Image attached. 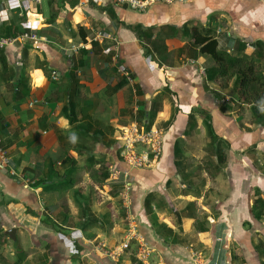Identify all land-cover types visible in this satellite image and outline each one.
Masks as SVG:
<instances>
[{
    "label": "crops",
    "instance_id": "1",
    "mask_svg": "<svg viewBox=\"0 0 264 264\" xmlns=\"http://www.w3.org/2000/svg\"><path fill=\"white\" fill-rule=\"evenodd\" d=\"M200 33L264 69V0L157 2L145 10L117 0L0 7V38L13 39L0 49V146L10 159L0 167V233L13 239V256L17 241L26 261L38 258L35 248L50 264H117L127 251L114 260L96 245L126 241L130 211L147 249L135 254L143 264H264V216L251 211L257 190L264 198V117L232 95L234 78L229 87L210 79L217 64L196 42ZM133 123L162 130L155 166L126 163L120 139ZM131 255L126 264H136Z\"/></svg>",
    "mask_w": 264,
    "mask_h": 264
},
{
    "label": "built area",
    "instance_id": "2",
    "mask_svg": "<svg viewBox=\"0 0 264 264\" xmlns=\"http://www.w3.org/2000/svg\"><path fill=\"white\" fill-rule=\"evenodd\" d=\"M7 0H0V7H5ZM31 6L38 5L44 0H26ZM118 3L127 4L130 8L136 10H145L150 5L161 2V3H172L176 1L184 2L186 0H117ZM35 22L34 17L29 18L25 21L24 26L26 28H33L32 24ZM35 47H41L40 36L31 31L27 34ZM100 35L96 36L94 39H98ZM13 39H2L0 38V49L6 47ZM86 45H75L70 48L65 49V53L68 57H72L80 49L84 48ZM123 75L126 77L128 82L134 83L133 73L130 69L124 68L122 70ZM52 79H57V72L52 71ZM121 142L123 144V157L127 164L134 167H152L155 166L162 157L163 154V132L159 128H149L142 129L137 123H133L130 126L125 127L121 136ZM1 142V138H0ZM143 147L144 150L139 151L137 148ZM10 165V159L6 155L5 150L0 146V167L6 168ZM14 173V172H13ZM118 171H114L112 177L115 178ZM125 190L123 192L124 199L127 201L129 195L130 187L125 183ZM127 219L129 220L131 232L128 234L126 241L109 247L104 242H99L96 245V249L102 251L107 257L118 260L127 250L130 248L132 241L138 237L137 226L135 223V218L131 215L130 211L128 213ZM146 246V245H144ZM146 252V251H143ZM143 256V255H141ZM145 257V255L143 256Z\"/></svg>",
    "mask_w": 264,
    "mask_h": 264
},
{
    "label": "trees",
    "instance_id": "3",
    "mask_svg": "<svg viewBox=\"0 0 264 264\" xmlns=\"http://www.w3.org/2000/svg\"><path fill=\"white\" fill-rule=\"evenodd\" d=\"M196 35V42L201 45V50L212 56L216 62V67L212 68L210 79L221 80V87H229L231 80L234 78L231 93L233 96L238 97L243 103L251 104L253 114L258 120H262L264 117V69L260 64L253 59H249L247 55H234L225 49L219 48V41L210 34ZM73 77V74H72ZM75 80V76L73 77ZM218 98L224 99L225 97L216 93ZM152 118L150 120L153 119ZM209 134L213 138L217 139L209 124ZM226 151L219 150L218 162L223 164L226 161ZM110 175V174H109ZM108 173L106 177L109 176ZM258 197L255 199L253 207L251 209L255 218L261 219L264 216V198L259 196V191H256ZM146 204L149 205V199ZM7 236V235H6ZM260 248L264 250V241H260L258 244ZM15 248L19 252L18 258L13 261V264L20 263L26 258V253L15 241ZM2 256H0V261ZM133 262L136 264H143L136 257H133Z\"/></svg>",
    "mask_w": 264,
    "mask_h": 264
},
{
    "label": "rangeland",
    "instance_id": "4",
    "mask_svg": "<svg viewBox=\"0 0 264 264\" xmlns=\"http://www.w3.org/2000/svg\"><path fill=\"white\" fill-rule=\"evenodd\" d=\"M238 106H240V105H238ZM244 108H246V106H242V108L241 109H243V110H245ZM250 114H251V111L249 110V109H247V117H250ZM252 118H248V120H251V119H253V116H251ZM119 186V189H120V191H121V193H123L124 192V190H125V186H124V184H120V185H118ZM118 190V189H117ZM121 197V201L123 202L124 200V197H123V195H121L120 196ZM124 203V202H123ZM121 209H123V213H122V216H123V214H124V216L125 217H127V211H126V209L124 208V207H122ZM125 224L126 225H128V227H130L129 226V221L127 220V219H125ZM8 236V235H7ZM4 233H0V256H2V261H4L5 260V262H7V264H13V261H15L17 258H18V254H19V252L15 249V251H16V253H15V255L13 256V253L11 254V251H12V245H13V239L11 238V237H7ZM33 243V241H32V238L30 237V235H28L27 236V238L25 239V244L26 243ZM122 243V242H121ZM143 247V246H142ZM141 246H140V244L138 243V241H137V239H134L133 241H132V244H131V246H130V248H128V250H127V252L125 253L126 255H130V254H132L131 256L132 257H137V256H135V254L137 253V251H140L141 250V253H142V251L144 250V251H146L147 252V249H144V247L143 248H141ZM4 251L5 253H6V255H7V257H8V259L7 258H5V256L3 255V253L1 252V251ZM31 252H36L37 254H36V258L37 259H35V258H33L32 260H30V261H26V259L28 258V255L26 256V258L25 259H23L20 263H18V264H42V263H44V261H46V262H48L49 264H50V262L48 261V259L49 258H46L41 252H39L37 249H35L34 248V250H31ZM126 255H124V256H122L121 257V259H120V261L117 263V264H126L125 263V261H124V258H125V256ZM139 256H140V254H139ZM86 259H88V258H85V262H80V264H86ZM139 261H141L142 263H144L139 257L137 258ZM8 260V261H7ZM152 260V262H154V259L152 258L151 259ZM150 260V261H151ZM0 262L1 264L2 263H5V262ZM38 262V263H37ZM75 264H78V263H75ZM87 264H100L99 262H92V263H89V262H87Z\"/></svg>",
    "mask_w": 264,
    "mask_h": 264
},
{
    "label": "water",
    "instance_id": "5",
    "mask_svg": "<svg viewBox=\"0 0 264 264\" xmlns=\"http://www.w3.org/2000/svg\"><path fill=\"white\" fill-rule=\"evenodd\" d=\"M14 233H15V229L9 231V234L12 235L13 237L15 236Z\"/></svg>",
    "mask_w": 264,
    "mask_h": 264
}]
</instances>
